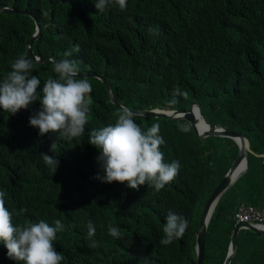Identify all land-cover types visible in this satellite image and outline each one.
<instances>
[{"label": "trees", "instance_id": "16d2710c", "mask_svg": "<svg viewBox=\"0 0 264 264\" xmlns=\"http://www.w3.org/2000/svg\"><path fill=\"white\" fill-rule=\"evenodd\" d=\"M97 0H0L31 11L38 34L33 53L54 54L77 62L80 72L101 73L110 91L130 107L186 108L195 102L209 125L242 132L248 141L246 168L216 199L208 217L201 264H220L239 202L264 206V0H127L126 11L95 8ZM30 15L0 11V81L11 64L25 55ZM149 28L159 35L149 33ZM79 46V51H77ZM66 53L70 55L66 56ZM32 60V59H31ZM33 61V60H32ZM54 61H33V75L56 78ZM92 86L85 134L72 141L52 133L40 136L29 126L39 101L15 115L0 109V191L9 211L24 225L60 219L55 250L61 264H193V238L201 204L236 151L227 136H197L180 117L134 114L143 130L159 124L165 162H180L173 181L161 191L142 185L102 183L99 150L88 143L92 129L114 123L121 111L107 96L103 82L81 73ZM179 89L186 96H176ZM188 131H181L178 125ZM59 158L53 173L42 154ZM261 153V154H259ZM169 211L187 218L181 239L162 245ZM96 229V249L88 247V222ZM123 233L108 234L109 225ZM0 264H16L0 242ZM228 264H264V233L237 229L236 249Z\"/></svg>", "mask_w": 264, "mask_h": 264}, {"label": "clouds", "instance_id": "9594fccd", "mask_svg": "<svg viewBox=\"0 0 264 264\" xmlns=\"http://www.w3.org/2000/svg\"><path fill=\"white\" fill-rule=\"evenodd\" d=\"M94 4L98 12H103L109 6H118L120 11L127 9V0H97ZM148 31L159 35L158 30L149 28ZM68 55L70 53H66ZM53 71L56 78L44 81L41 95L37 91L41 80L32 74L33 61L20 55L11 64V71L0 81V109L15 115L19 110H27L39 101L40 108L29 117V126L38 128L40 136L52 133L57 139L72 141L85 134L91 110L89 94L92 86L86 78H79L80 69L74 60L66 58L55 62ZM186 95L175 89L171 103L177 102L176 96ZM178 127L184 132L189 130L183 124ZM159 131V124H152L146 131L143 130L135 122L134 113L127 109L117 114L114 123L98 130L92 129L88 143L99 150L97 162L104 173L96 178L102 183L119 182L134 190L147 185L154 189V193L161 191L175 179L181 165L178 160L165 162L161 150L165 141ZM41 154L45 165L55 173L59 158ZM6 195L0 191V242L7 248L8 258L16 264H61L64 257L55 250L53 243L57 233L64 230L61 220H54L53 225L45 220L24 225L14 224L13 216L22 215L27 209L9 211L5 206ZM165 220L160 243L169 245L184 236L189 222L184 216L172 211L167 213ZM87 227L90 241L88 247L96 249L99 245L93 239L95 226L89 221ZM108 234L113 238H123L120 229L111 224L108 226Z\"/></svg>", "mask_w": 264, "mask_h": 264}, {"label": "water", "instance_id": "95a60500", "mask_svg": "<svg viewBox=\"0 0 264 264\" xmlns=\"http://www.w3.org/2000/svg\"><path fill=\"white\" fill-rule=\"evenodd\" d=\"M0 11H17V12L27 13L28 15L31 16L33 21V28H32V32L30 33V36L24 40V50L29 54L30 58L33 61L40 62L44 59H51L54 62L59 61V59L51 52H47L43 55L33 53L30 47V41L38 34L40 24L38 23L37 18L31 11H28L25 8H15L11 4H0ZM81 73H83L84 75H93L99 78L105 85L106 93L109 100L113 102L121 110L127 109L132 113L139 115L184 118L190 123L191 128L193 129L194 133L197 136H205L208 134L223 135L230 137L235 142L236 151L233 158L231 159L229 164L225 167L221 176L212 186L210 191L207 193L206 197L204 198L201 204L200 212L197 217V222L194 229V238H193V251H194L193 264H201L203 259V243H204L205 227L211 209L216 199L218 198L219 194L221 193V191L224 190L229 184H231L232 181L235 179V177L246 168L247 152L250 150L246 136L238 130L225 128L224 126L219 124L214 123L212 125H209V123L206 120H204V118L200 114L198 110V106L195 102L189 103L186 108L157 107V106H152V107L127 106L114 97V95L110 91L108 82L101 73L92 70L80 72L79 75ZM240 227L249 228L253 230L255 234L264 233V226L254 224L246 220L234 221L231 230L228 234L225 252L223 254L220 264H228L230 257L234 253L236 249L237 229Z\"/></svg>", "mask_w": 264, "mask_h": 264}, {"label": "built area", "instance_id": "2783aa9c", "mask_svg": "<svg viewBox=\"0 0 264 264\" xmlns=\"http://www.w3.org/2000/svg\"><path fill=\"white\" fill-rule=\"evenodd\" d=\"M234 221L243 220L264 226V206L239 202L232 212Z\"/></svg>", "mask_w": 264, "mask_h": 264}, {"label": "bare ground", "instance_id": "6f19581e", "mask_svg": "<svg viewBox=\"0 0 264 264\" xmlns=\"http://www.w3.org/2000/svg\"><path fill=\"white\" fill-rule=\"evenodd\" d=\"M204 264V263H203Z\"/></svg>", "mask_w": 264, "mask_h": 264}]
</instances>
